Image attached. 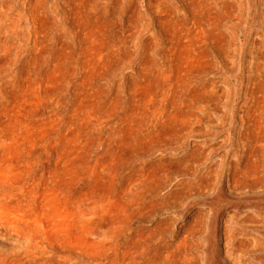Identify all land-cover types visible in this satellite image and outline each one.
Instances as JSON below:
<instances>
[{"label": "rangeland", "instance_id": "rangeland-1", "mask_svg": "<svg viewBox=\"0 0 264 264\" xmlns=\"http://www.w3.org/2000/svg\"><path fill=\"white\" fill-rule=\"evenodd\" d=\"M0 264H264V0H0Z\"/></svg>", "mask_w": 264, "mask_h": 264}, {"label": "bare ground", "instance_id": "bare-ground-1", "mask_svg": "<svg viewBox=\"0 0 264 264\" xmlns=\"http://www.w3.org/2000/svg\"><path fill=\"white\" fill-rule=\"evenodd\" d=\"M214 2H216V1H214ZM176 23H178L179 25H182V26L187 25L185 23V21H180V20H177ZM197 24H198V22H197ZM205 73H206V71H204V70L201 72H198V73L187 71L184 74V76L179 80V89H178L179 95H177V97L172 102V106L181 112V119L179 120L180 131L190 130L191 127L193 126V123L203 120V116L209 117L212 109L221 108V100H222L221 96H217V97L211 96L212 93H211V88L209 87V82L203 79V76L205 75ZM237 77L241 79V64L239 67V71L237 73ZM232 97H233L232 100H234V108L232 110V119H233V118H235V112L236 111L241 112V85L239 88H237L235 90V92L232 94ZM248 98H252V99L254 98L253 92H246V94L244 96L243 106H247V99ZM223 105H225V104H223ZM245 111L247 114H249L248 109H246ZM199 114H201V115H199ZM253 114H255V113H253ZM166 117L167 116H165V118ZM254 117H256V116H254ZM176 121H178V120H176ZM176 124H178V123L176 122ZM205 145H206V143H205ZM196 151H197V149H196ZM204 152L205 151L201 150L200 153L202 155H204ZM182 161H181V165L183 163ZM184 170L186 171V169H184Z\"/></svg>", "mask_w": 264, "mask_h": 264}]
</instances>
